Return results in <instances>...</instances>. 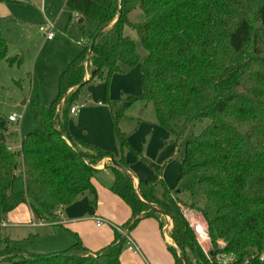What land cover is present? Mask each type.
Returning <instances> with one entry per match:
<instances>
[{"label":"trees","instance_id":"obj_1","mask_svg":"<svg viewBox=\"0 0 264 264\" xmlns=\"http://www.w3.org/2000/svg\"><path fill=\"white\" fill-rule=\"evenodd\" d=\"M66 6L98 24L83 49L59 76L58 96L48 106L32 99L30 108L41 128L21 139L20 149L7 142L9 117L0 112V219L27 203L36 217L50 220L82 194H93V179L102 178L105 161L113 176L105 182L132 209L125 227L133 228L144 216H154L163 226L172 217L169 233L174 243L173 264H210L196 233L184 216L187 204L177 194L180 179L198 172L196 184L204 205L201 212L211 240L226 242L238 256L264 249V0H65ZM145 19L135 22L138 8ZM137 30L147 50L144 57L125 26ZM95 37L94 49L88 57ZM9 43L0 31V57L10 65L22 56H9ZM141 62L142 89L128 95L116 111L112 125L121 154L91 144L70 133L71 106L84 85L103 82ZM88 74V79L86 75ZM151 100L158 122L180 141L195 119L208 118L192 132L181 161L182 173L168 186L156 173L135 186V174L126 169L127 148L134 149L120 121L137 100ZM114 240L91 251L78 237L62 250L30 251L19 247L0 226V264H121L127 236L115 229ZM179 249L181 252H179Z\"/></svg>","mask_w":264,"mask_h":264},{"label":"rangeland","instance_id":"obj_2","mask_svg":"<svg viewBox=\"0 0 264 264\" xmlns=\"http://www.w3.org/2000/svg\"><path fill=\"white\" fill-rule=\"evenodd\" d=\"M18 1L4 0V4L0 6V31L6 36L10 45L9 56H22V61L20 63L14 62L12 65L8 63L6 58L0 57V112L8 117L12 114H17L20 117L18 121L10 122L9 124L11 132L9 139L10 142L15 145L16 151L20 149V147L16 145V140L24 137L34 129L41 128L40 122L31 111V100H39L43 105L48 106L58 96L59 83L57 82L59 81L56 82L57 79L54 78V75L56 74V61L60 58L63 48L55 47L53 45L54 43H51L49 40L47 41L46 35H44L45 30H41L42 26L48 25L46 24L43 11L45 1L44 4L39 0ZM46 6L48 17L53 18L56 15L59 17L61 16L59 21L51 20L50 22L58 27L55 29V32H57L56 38L60 37L61 31L68 32L70 36H74L75 38H89L91 30L98 24L97 20L92 17L86 18L84 22H81L80 18L73 16V12L65 5L64 0H47ZM61 10L63 11L62 13H60ZM2 11H4L5 14L2 13ZM130 14L131 19L135 22L145 19V14L139 6ZM124 30L126 34L131 35L135 40L138 46V52L141 57H144L147 50L141 44L140 35L137 30L129 25H126ZM57 48H61V50H57ZM36 81L38 85H36ZM112 81L113 82L110 83L107 89L103 82H93L84 85L77 102V104L86 103L91 110L89 113H92L91 115L93 116L98 113H104L103 117L97 118L100 122L110 114V110L116 111L123 103L124 100L120 101L121 97L128 96V93H125V96L120 94V98H116V95H118L124 83H122L120 79H112ZM138 84L139 83L134 82L131 86L135 88ZM135 90H139L138 92L140 93L141 85L136 87ZM131 93L133 94V92ZM113 95L115 98H113ZM99 101H102V103H98ZM123 118L126 124L123 129L127 134H131L133 130H135L138 125V118H142L148 123H156V109L154 108L153 101L144 99L135 101L128 107L126 115ZM94 119H96V117H94L93 120ZM208 121V118L195 119L190 125L189 130L180 138V141L173 139V135L169 133L166 139L168 138L169 141H175L174 149H172V153L169 154V159H173L169 162L166 160L157 162V159H155L154 163L156 164L152 162L157 169H161L164 179L172 180V184L177 182L182 173L181 161L185 156V145L189 135L192 132H200ZM95 122L98 124L100 123L98 121H94V123ZM147 141L150 146V151L151 147L154 148L157 146L149 137H147ZM143 145L145 147L147 146V144ZM168 148L169 146H167V151ZM102 163L98 166L102 167ZM139 163L141 167L147 165L150 171L155 173L144 159H139L135 164L139 165ZM198 176V172H192L190 175L180 179L176 192L182 201L187 203H183L182 210L183 207H188L190 210L192 209L193 217L203 220L201 212L191 205V203L194 202L201 206L206 202L203 192L196 184ZM21 208L25 210V212L29 210L28 207L24 205ZM5 219L7 221V215ZM164 220V226L166 227V232L169 234V239L174 243L169 233L170 229L173 227L172 217L165 216ZM203 222L205 221L203 220ZM36 231L37 228L27 226H19V228L6 226L3 228V235L6 234L10 236L19 247L24 249L34 252L50 251L52 247H48V244L51 243L52 240H55V238L46 236L45 231H42L41 228L38 229V236L31 237L30 233L35 234ZM55 247H58L55 249H65L64 247L66 246ZM125 247L126 246H124L123 249H125Z\"/></svg>","mask_w":264,"mask_h":264},{"label":"crops","instance_id":"obj_3","mask_svg":"<svg viewBox=\"0 0 264 264\" xmlns=\"http://www.w3.org/2000/svg\"><path fill=\"white\" fill-rule=\"evenodd\" d=\"M39 1H42L43 4L45 1V7L43 11L46 24L49 25L51 20H60L61 16L59 17L56 15V18L48 17L46 13L47 0ZM3 4L4 0H0V6ZM62 12L63 11L61 10L60 13ZM2 13L5 14L4 11H2ZM72 14L74 17L80 18L81 22L86 20V17L82 16L76 11ZM56 28H58L57 25H55V29ZM41 30L44 31L42 28ZM44 35H46V33H44ZM56 35L57 32H55V35L52 38H48L46 35V40L54 43L53 45L55 47H63L61 56L56 61V74L54 75V78L57 79V82L59 81L61 72L83 49V45L88 41V38H75L74 36H70L69 33L65 31H61L59 38H56ZM61 48H57V50H61ZM87 77L88 74L85 78L87 79ZM112 79H120V81L124 83L120 92H118V95H116V98H120V94L125 96V93H128V95H131V92H133V94L136 93L134 95H139V90L135 89L136 87H139V85H141L142 89L141 62L128 69L124 73H114L112 75ZM111 82L113 81L111 80ZM134 82L139 84L135 88H132L131 84ZM35 83L38 85L37 81ZM125 97H127V95ZM125 97H121L120 101L124 100ZM113 98H115L114 95ZM77 102L74 104H77ZM90 111V107H88L86 103H83V106L80 107L78 113H71L68 123L70 133L76 138H81L91 144H97L107 150L112 151L115 156H120V140H118V137L114 131V126L112 125L111 110L110 114H108L104 119L105 122L103 119L101 122L97 119L99 117H103L104 113H98L93 116L91 115L92 113H89ZM94 117H96V119L93 120ZM94 121H98L100 123H94ZM137 123L138 125L136 126L135 130H133L131 134H127L123 129V127L126 125L124 118H122L120 121V125L123 131L126 133L127 139L134 148H127L124 151V156H126V160L129 162L131 171H133L135 174V186H138L140 180L143 181L149 178H156L155 173L150 171L147 165L141 167L140 163L139 165L135 163L138 162L139 159L143 160V157H146L148 161L154 166V168H156L154 165L156 164L154 163L155 159H157V162L164 160L169 162L173 159H169V154L172 153L175 143L174 140L169 141L168 138L166 139L170 132L158 122L157 118L156 123H148L142 118H138ZM10 135L11 132L7 135V142L8 144L15 146L10 142ZM147 137H149V139L155 142L157 145L154 148L151 147V151L149 150L150 146L149 143H147ZM21 139L22 137L16 140V145H21ZM163 140H165L166 143ZM143 144H147V146L145 147ZM167 146H169L168 151ZM98 168L103 169V173L102 178L96 177L93 179L98 194L96 203L97 205L92 203L93 194L86 192L74 201L65 204V206H63L61 210L58 211V214L55 218L50 220L42 219V224L33 225L34 221H38L41 218L36 217L31 207L27 203L23 202L18 204V207L7 213V226H12L15 228H19V226L37 228L35 234L30 233L31 237L38 236V229L41 228L42 231H45L46 236L55 238V240H52L51 243L48 244V247H52L51 250H62L55 249L58 248L55 246H66L64 248H67V246L74 243L79 237L91 251H97L114 240L115 229L119 230L121 233L126 231L127 234H130L133 237L134 241L139 247L140 252L135 253L126 246L120 255L121 264H173L175 259L174 254L171 249L168 248V245L174 243L169 239V234L167 232L166 237L164 233L166 227L164 225L161 226L159 219L154 216H144V218L140 219L133 228L128 229L125 227V223L129 220V217L132 213L131 206L129 203H126L116 192L108 188L107 184L105 183L112 181L113 178L111 172L105 168V161L102 163V167L98 166ZM161 177L164 179L163 174H161ZM164 180L168 186L174 185L172 184V180ZM23 205L28 207L29 210L27 212L22 210L21 207H23ZM97 216L105 219V222L101 225H98L95 220Z\"/></svg>","mask_w":264,"mask_h":264},{"label":"built area","instance_id":"obj_4","mask_svg":"<svg viewBox=\"0 0 264 264\" xmlns=\"http://www.w3.org/2000/svg\"><path fill=\"white\" fill-rule=\"evenodd\" d=\"M43 30H45V33L48 38H52L55 35V24L49 23L47 26L41 27ZM99 103H102V101H99ZM83 106V103L73 104L70 108L72 113H78L80 107ZM20 119V117L17 114H12L9 116V120L11 122H16ZM10 133V130L6 131V134L8 135ZM21 147V145L19 146ZM9 148L12 150H15V146L9 144ZM63 206H60L58 211L61 210ZM183 213L184 216L187 217L189 220L190 226L193 229V231L196 233L197 240L201 247L204 250L206 259L208 263L210 264H264V249L261 251H257L251 255H245V256H238L233 250H230L226 247V242L219 239L216 243H213L211 240V235L208 230V226L206 225L203 220L193 217L192 215V209L188 207H183ZM98 225H101L105 222V219L102 217L97 216L95 218ZM42 219L38 221H34L33 225L35 224H42ZM8 225V222H6L5 217L0 219V226L3 228ZM168 227V226H167ZM122 231V230H121ZM127 236L126 246L133 250L135 253L140 252L138 245L134 241L133 237L130 234H127V232H123ZM166 237V228L164 231Z\"/></svg>","mask_w":264,"mask_h":264},{"label":"water","instance_id":"obj_5","mask_svg":"<svg viewBox=\"0 0 264 264\" xmlns=\"http://www.w3.org/2000/svg\"><path fill=\"white\" fill-rule=\"evenodd\" d=\"M94 43H95V37H94V39H93V41H92V43H91V45H90V51H89V54H88V57L91 55V53H92V51H93V49H94ZM87 79H88V77H87ZM126 169H128V170H130L131 171V169H130V167L129 166H124ZM149 205V207H150V209H152V210H154V211H157V212H161V213H163V214H165L167 217H170V215L168 214V213H166L163 209H161V208H158V207H156L155 205H153V204H151V203H149L148 204ZM174 245V244H173ZM174 246H176V245H174ZM179 252H181V250L179 249ZM185 264H187L186 262H185Z\"/></svg>","mask_w":264,"mask_h":264}]
</instances>
